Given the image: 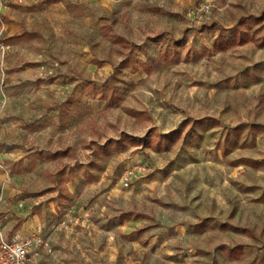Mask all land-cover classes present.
Wrapping results in <instances>:
<instances>
[{
  "label": "rangeland",
  "instance_id": "rangeland-1",
  "mask_svg": "<svg viewBox=\"0 0 264 264\" xmlns=\"http://www.w3.org/2000/svg\"><path fill=\"white\" fill-rule=\"evenodd\" d=\"M67 6L0 93V224L26 264H258L264 0Z\"/></svg>",
  "mask_w": 264,
  "mask_h": 264
},
{
  "label": "crops",
  "instance_id": "crops-1",
  "mask_svg": "<svg viewBox=\"0 0 264 264\" xmlns=\"http://www.w3.org/2000/svg\"><path fill=\"white\" fill-rule=\"evenodd\" d=\"M67 1L79 3L82 0H0V93L3 89L2 84L15 85L17 79L24 74L23 72L29 69L28 66L21 64L25 42L33 41L28 37L32 33L37 34L43 31L46 25L59 26L71 16ZM8 97L5 94V101L9 100ZM105 102L103 98H91L90 105L101 109L105 106ZM1 113L2 110H0ZM6 151L9 154L16 152L14 161L21 159L24 154H17L21 151L19 146ZM5 166H9L8 162ZM31 220L35 222V219ZM7 223H4V227ZM258 264H264V254L261 255Z\"/></svg>",
  "mask_w": 264,
  "mask_h": 264
},
{
  "label": "built area",
  "instance_id": "built-area-1",
  "mask_svg": "<svg viewBox=\"0 0 264 264\" xmlns=\"http://www.w3.org/2000/svg\"><path fill=\"white\" fill-rule=\"evenodd\" d=\"M29 242L28 238L21 239L7 236L3 225L0 224V264H26Z\"/></svg>",
  "mask_w": 264,
  "mask_h": 264
},
{
  "label": "trees",
  "instance_id": "trees-1",
  "mask_svg": "<svg viewBox=\"0 0 264 264\" xmlns=\"http://www.w3.org/2000/svg\"><path fill=\"white\" fill-rule=\"evenodd\" d=\"M193 122H203L205 120H210L211 122H214L215 124H218V120L215 118V117H212V116H209V117H201V118H195V119H192ZM183 122H186V119L183 121ZM180 130V128H174L166 133H159V136L160 137H168V136H171V135H174L176 133H178ZM231 250H233V248H230Z\"/></svg>",
  "mask_w": 264,
  "mask_h": 264
}]
</instances>
